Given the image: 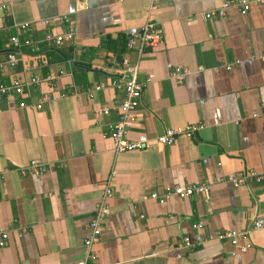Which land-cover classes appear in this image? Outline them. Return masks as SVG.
<instances>
[{"label": "crops", "instance_id": "obj_1", "mask_svg": "<svg viewBox=\"0 0 264 264\" xmlns=\"http://www.w3.org/2000/svg\"><path fill=\"white\" fill-rule=\"evenodd\" d=\"M150 1L0 0V27L29 24L27 34L38 42L48 30L75 37L72 60L50 64L47 55L26 49L17 69L0 71V82L7 83L44 78L48 71L60 76L28 86L26 108L19 97H0V230L9 232L0 264L86 260L89 223L112 173L115 197L89 264H264V228L251 232L247 252L218 240L220 233L248 229L256 217L264 223V0H248L246 15L232 8L208 21L203 15L226 0H161L155 19L165 42L142 56V105L129 137L205 127L171 147L116 154L104 132L124 94L109 85L122 60L135 62L137 55L115 58L105 45L141 29ZM44 19L52 25L38 23ZM11 53L1 40L0 61ZM176 68L190 74L173 79ZM95 85L105 88L90 98L85 91ZM74 87L78 96L59 98ZM44 94L55 99L38 111L34 105ZM103 107L109 115L99 113ZM32 160L48 172L27 171ZM244 170L262 175V182L240 188L215 183L220 171ZM192 183L213 184L209 196L171 198L164 205L149 199L165 187ZM197 222L201 231L194 229ZM199 235L202 245L178 248L185 237L196 242Z\"/></svg>", "mask_w": 264, "mask_h": 264}, {"label": "built area", "instance_id": "obj_2", "mask_svg": "<svg viewBox=\"0 0 264 264\" xmlns=\"http://www.w3.org/2000/svg\"><path fill=\"white\" fill-rule=\"evenodd\" d=\"M161 0H151L147 8L148 21L138 31H135L129 35L128 38V51H134L137 55L135 62H131L130 59L124 58L122 60V68L119 71V76L112 79L110 87L123 93V100L114 107L117 113L115 121L108 125L107 130L104 132V137L111 139L114 145V151L116 154L131 152V151H146L155 145H164L171 147L177 143L180 138H193L199 131L204 129V125H192L185 129L167 128L164 133L152 138L148 135H138L136 138H130V132L138 118V110L142 105V94L144 84L138 80L140 72V62L144 51L146 49H156L164 45V32L162 27L156 22V13L159 10ZM235 8L241 15H246L252 8V3L248 0H226L222 7L206 13L203 15L205 21L213 18H224L226 12L229 9ZM66 17H62L60 20H65ZM43 27H50L53 20L44 19L38 22ZM30 29L29 24H10L6 23L3 27H0V35L5 33L10 35V46L16 51L7 56L3 61H0V71L5 68H11L13 70L18 68V65L22 59V49L24 47H32L41 42L52 44L55 46L63 47L68 43L74 41V34L64 32L56 34L51 30H48L42 41H35L32 36L28 35ZM15 33L12 35V33ZM231 67V65H228ZM188 74L189 70L176 68L172 74V78L176 80H183ZM60 76L55 73H48L46 77H33L27 81L16 80L12 83L5 81L0 82V97L10 98L16 96L20 98L19 107H28L27 102L24 99L26 88L30 85H40L42 83H54L57 82ZM105 88L104 85H95L88 88L85 94L93 98L96 93L102 91ZM80 90L74 87L72 92L61 93L60 99L68 98L71 96H78ZM54 97L48 94L41 95L38 102L34 107L36 110L41 111L45 105L52 103ZM111 109L109 107H103L99 110V113L103 115H109ZM221 166V165H219ZM49 168L38 160H32L27 171H31L37 176H43L48 172ZM25 173V172H23ZM115 173L107 179L105 183L104 193L101 201L89 223V236L85 240V247L88 249L87 259L80 261L78 264H89L87 260L93 258L91 249L94 244L99 242L102 233V226L110 214V201L115 197L114 191V179ZM2 178V176L0 177ZM263 176L253 170H244L240 172H233L228 176L224 175L220 171V175L216 180V184L229 183L235 188L250 187L252 183H261ZM213 184L209 183H192L187 186H174L165 187L162 194L159 192H153L149 199L156 201L161 205H164L171 198L190 199L197 195L208 197L212 189ZM264 228V223L256 217L252 225L240 232H224L218 235L219 241H228L241 252H247L252 245L248 243L249 235L252 231L261 230ZM194 229L201 231L203 224L197 222L194 224ZM0 247H4L9 238V232L0 230ZM22 237V234H20ZM243 241L244 243H241ZM205 242L204 238L199 235L196 238V242H193L190 237H185L183 242L178 245L179 249H193L202 245Z\"/></svg>", "mask_w": 264, "mask_h": 264}, {"label": "trees", "instance_id": "obj_3", "mask_svg": "<svg viewBox=\"0 0 264 264\" xmlns=\"http://www.w3.org/2000/svg\"><path fill=\"white\" fill-rule=\"evenodd\" d=\"M15 34L14 32L12 35ZM10 35L2 33L0 35V41H5L10 44ZM128 38L129 35L119 34L116 38H111L105 45L110 54L115 58H122L123 55L128 51ZM71 43L66 44V46L59 47L52 44L41 42L32 47H24L22 50H33L37 53L45 54L48 56L49 63L54 62H65L73 59V46ZM15 51V50H14ZM16 52V51H15ZM9 53V52H8ZM49 66H47L48 68ZM77 64L74 69H78ZM49 73V71H48Z\"/></svg>", "mask_w": 264, "mask_h": 264}]
</instances>
